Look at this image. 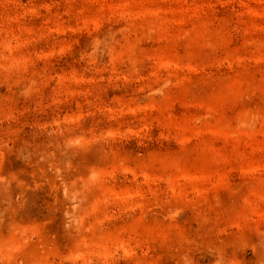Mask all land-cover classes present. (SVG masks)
Returning <instances> with one entry per match:
<instances>
[{"label":"rangeland","instance_id":"obj_1","mask_svg":"<svg viewBox=\"0 0 264 264\" xmlns=\"http://www.w3.org/2000/svg\"><path fill=\"white\" fill-rule=\"evenodd\" d=\"M0 264H264V0H0Z\"/></svg>","mask_w":264,"mask_h":264}]
</instances>
